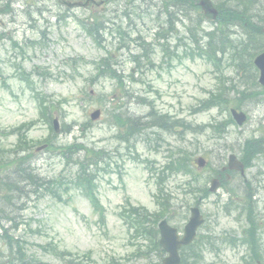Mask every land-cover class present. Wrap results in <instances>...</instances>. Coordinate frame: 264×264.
I'll return each mask as SVG.
<instances>
[{
	"label": "rangeland",
	"instance_id": "1",
	"mask_svg": "<svg viewBox=\"0 0 264 264\" xmlns=\"http://www.w3.org/2000/svg\"><path fill=\"white\" fill-rule=\"evenodd\" d=\"M96 1H103V4L67 8L58 0H0V132H9L38 119L36 94L54 99L66 97L70 98L69 103L54 112L60 127L62 123L90 124L84 133L80 134L74 128L72 134H58L51 143H70L73 136H76L87 148L105 151L100 159L97 157L95 169V189L106 214V224L102 225L88 200L78 189L70 188L69 182L75 177L71 165L64 168L60 156L53 149L35 151L48 139V126L38 122L31 128L29 138L41 142L30 151L32 173L47 181L62 178L67 182L68 189L66 192L57 190L62 201L47 192L39 194V198L38 195L29 194L26 201L20 200V205H24L16 212L15 222L18 227L9 234L24 241L27 255L46 264H59L41 248L47 246H57L60 250L79 254L80 258L89 254L82 264H153L154 257L146 258V255L140 254L145 249L146 241L139 235L137 239H132V233L123 225L120 216L124 215L130 205L145 207L150 212L159 210L154 200L157 179L163 176L162 169L174 157V161L180 162L181 167L190 169L194 178L188 173L189 176L174 175L173 171L169 174L168 169L163 170L165 178L162 179L161 195L162 201L168 206L164 212L169 218L168 223L182 231L189 217V209L198 200L200 212L205 219L198 233L201 236L198 246L202 248L203 264L240 263L241 258L248 253L246 248L233 250L223 240L238 239L247 227L245 213L238 214L236 207V202L242 199L238 201L236 198L233 201L235 207H231L227 213L222 207L229 202L225 188L204 198L198 197L197 189L209 186L215 171L226 166L229 154L240 158L244 140L256 139L264 134V96L256 93L254 87H244L242 83L234 81L237 77L231 66L221 70L220 75L219 71L203 60H184L179 55V58L171 59V68H167L160 63L158 49H155L153 63L160 68L155 70L153 67L148 71L142 68L135 76L132 74L137 82L128 83L125 80L127 96L118 100L119 95L115 97L113 93L124 90L116 86L113 80L100 77L89 83L95 72L88 63L97 62L109 51L120 76L125 79L124 75L128 76L129 71L135 68L129 60V52H134L135 44L131 42L129 49H118L119 40L109 34L113 28L106 24V33H102L99 40L105 47L103 50L86 35L78 19L82 20L108 7V17L112 21L116 22L119 17L123 18L122 14H127L129 20L123 18V29L131 38L140 35L147 42L152 41L151 34L155 30L153 27L157 26V18L164 20L162 13L165 12L160 5L161 0H127L109 4L104 0ZM253 1L256 2L254 11L264 10V0ZM188 15L195 17L192 13ZM204 24L207 28L211 26L208 22ZM177 28L182 35L183 27L178 25ZM173 44L172 41V47ZM80 58L85 63L78 61ZM76 60L74 66L77 69L72 71L70 61ZM21 71L30 73L32 84L20 82L18 75ZM32 73L40 76L33 77ZM222 76L230 79L228 85L232 84L236 91L248 90L251 95L243 101L242 95L235 91L227 95L230 101L241 103L240 110L248 115V120L242 126L226 128L221 138H218L212 135L208 126L226 119L227 114L220 115L218 109L195 113L194 109L218 86ZM85 93H88V98ZM143 98L152 101L160 113L183 119L193 126L205 125L206 131L195 133L178 130L168 135L146 130L139 137L134 136L130 145L119 144L115 138L117 127L113 118H110L111 114L116 108V113L122 116L144 121L148 108L139 101ZM94 109H99L101 116L92 122L89 115ZM120 131H123L122 127ZM15 141L16 138L10 136L2 142L9 149ZM198 156L206 160V167H196L194 159ZM73 160H76L75 157ZM251 166L247 177L257 191L255 216L261 224L260 228L264 230V153L253 159ZM229 178L228 188L241 189L243 179H239L238 174ZM207 237H210L212 244L220 247L217 253L206 250ZM1 249V255H5Z\"/></svg>",
	"mask_w": 264,
	"mask_h": 264
},
{
	"label": "trees",
	"instance_id": "2",
	"mask_svg": "<svg viewBox=\"0 0 264 264\" xmlns=\"http://www.w3.org/2000/svg\"><path fill=\"white\" fill-rule=\"evenodd\" d=\"M229 2L234 4V7L236 8L234 7L228 8L226 4H224L225 6H223V4L218 5L220 14L218 17L219 19L217 21H218L219 26L216 28L211 38V40L213 39L214 41V45L213 47H211L212 61L216 67H219L220 59H218V56L221 55V57L225 58L227 64L231 62L232 64L236 66L237 69H241L242 71L248 73L251 71V68H252L251 66L252 58L262 50V47L257 43L256 41L257 38H255L254 36H253L254 38H249L250 43L246 41L247 43H249V45L246 46V44L240 42L238 46H234L233 41L230 39V36L228 37L225 30L228 27V23L232 24V22H240L242 26L252 29V31L250 32V35H256V34H260V27L251 25L249 21L244 20L246 19L247 15L244 9H240L239 6H241L242 4H240L239 0H234V1L229 0ZM248 4L254 5L256 4V2L253 0H245L243 6L245 7L246 10H248ZM259 8H262V6H259ZM255 12L261 17L264 15V10L263 11L257 10ZM205 54L207 56L206 52ZM198 56H201V54H198ZM214 102H215V98H214V101L209 102L208 104H215ZM81 148L82 146L79 144L68 146V149L70 152H75L73 151L74 149L79 150ZM91 155L92 153H90V156ZM177 165H178V170H180L181 169L180 164H177ZM89 166L90 165L88 164H84V165L80 164V170L76 174V182H77L76 185L80 188H84L85 194L91 199L92 204L95 205V204H98V201L93 193V188H94L93 174L91 170L89 169ZM18 174L19 175L16 180V183L18 184L25 183L28 185H33V183L35 182L34 176L29 171L25 170V168H23L22 170L21 169L18 170ZM8 188L10 192L13 193L15 189L17 188V185L15 184L8 185ZM128 217L132 218V221L137 226L139 225V221H141L143 232H145L147 235L151 234L154 236L153 239L155 238L157 234L155 230H152V232L150 233L148 232L147 228H144V223L147 221V218H148V215H146L144 211H139L137 208H135L130 212V215ZM152 221L155 222L156 219H153ZM155 240L156 239L152 241L154 243L153 246L154 248H156L155 251L158 254H160L161 251L158 248ZM55 255L62 261L61 264L74 263V261L66 259L65 253H60V254L55 253ZM30 261L31 262H28L21 258L19 261L13 262L12 264H41L39 262L34 261V259Z\"/></svg>",
	"mask_w": 264,
	"mask_h": 264
},
{
	"label": "water",
	"instance_id": "3",
	"mask_svg": "<svg viewBox=\"0 0 264 264\" xmlns=\"http://www.w3.org/2000/svg\"><path fill=\"white\" fill-rule=\"evenodd\" d=\"M201 5L204 7V2H202ZM254 64L256 65V67L260 71L259 82L264 86V53L256 58ZM236 119L239 120V122H240V120H242V117L236 116ZM232 163H233V161L231 159L230 165ZM194 216L196 217V222H194L193 220L190 221V224L185 229V237H184L183 241L182 242L176 241L177 243H176L175 247H174L173 241H172V237H174L176 239L175 230L169 229L168 227L165 226L164 223H162L160 225L161 236H162L160 244L162 246H164L170 252V257L167 258L163 262V264H178V257L176 254V249L180 244H188L192 240L194 230L196 228V225L198 224L197 223L198 218L196 216L195 211H194Z\"/></svg>",
	"mask_w": 264,
	"mask_h": 264
},
{
	"label": "bare ground",
	"instance_id": "4",
	"mask_svg": "<svg viewBox=\"0 0 264 264\" xmlns=\"http://www.w3.org/2000/svg\"><path fill=\"white\" fill-rule=\"evenodd\" d=\"M243 18H245V17H243ZM157 19H158V21L164 23L163 20H162L161 18H157ZM120 21L123 23V22H124V19H121ZM168 24H170L171 28H172L173 30H175V31L178 30V28H177L178 25L181 26V27L184 26L183 22L176 21V17H175V16H172V18L170 19V21H169ZM175 25H177V26L175 27ZM251 25H254V24L251 22ZM212 40H213V39H212Z\"/></svg>",
	"mask_w": 264,
	"mask_h": 264
}]
</instances>
